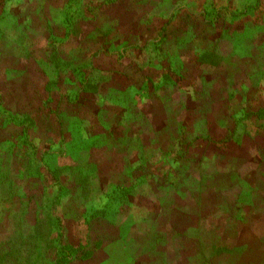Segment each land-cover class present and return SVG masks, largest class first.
Segmentation results:
<instances>
[{
	"label": "rangeland",
	"instance_id": "1",
	"mask_svg": "<svg viewBox=\"0 0 264 264\" xmlns=\"http://www.w3.org/2000/svg\"><path fill=\"white\" fill-rule=\"evenodd\" d=\"M40 1L49 20L51 15L56 16L53 18L56 24L65 23L56 10L73 17L82 12V0ZM15 2H19V9L14 13L22 16L20 21L23 24L29 23V10L36 18L35 11L30 8L32 0ZM207 2L211 0H196L191 5L184 3L186 6L182 5L181 8L184 11L200 10ZM212 2L217 7L229 3L232 11L239 7V0ZM158 7L165 12L162 17L164 21L171 12H176L166 27L169 33L175 31V24L182 18L183 11H176L173 2L161 3ZM250 14L244 16V23L242 19L234 26L253 28L263 22L264 1ZM230 27L227 34L234 31L233 26ZM215 33L218 39L214 48L224 55L227 66L228 56L250 50L249 38L241 37L247 43L237 40L228 43L227 38H221L222 35L224 37L223 31ZM25 37V34L17 35L10 21L0 17V104L4 101L7 105L10 101L12 108L28 111L43 105L49 90L44 91L42 84L45 78L39 71L40 63L37 61L40 58H36L34 52L28 58L26 56L29 52L26 47L34 49L36 46L30 42L36 40L37 45L43 44L44 37L37 32L31 37L29 29ZM196 41L201 43L199 39ZM195 50L200 51L199 47ZM179 51L181 57H186L185 48L180 47ZM180 56L171 52L173 62L180 64ZM111 58L110 55L99 56L96 60L102 62L98 65L95 61L94 66L102 69L116 67L115 63L109 64ZM190 64L194 66L193 62ZM227 66L223 67L225 73ZM130 68H133V77L140 76L138 69L134 66ZM186 74L189 85L192 82L196 84L192 88L196 97L189 100L188 95H184L181 100L184 105H179L180 110L183 112L188 108V121H207L208 113L197 111L196 106L197 101L201 104L202 96L206 93L199 89L196 95L199 82L191 81ZM115 81L111 82L110 87L121 84L119 78ZM213 87L214 99L217 100L220 93L214 84ZM179 89L176 87L177 91ZM3 91L11 92V95L6 96ZM125 91L130 94V90ZM189 91L191 87L187 93ZM170 94L168 90L153 94L150 109L154 117L148 122L144 120L143 127L155 130L154 133L161 130L165 119L163 110ZM55 104L51 105L60 111L61 106ZM226 107L227 103H216L212 108V118L208 117L213 134L218 132L214 140H219V134L224 132L218 129V124L227 111ZM94 110L97 107L84 108L79 116L72 111L69 121H66L64 112L54 116L44 111L38 114L36 125L31 124L26 132L36 138L32 146L23 144L22 140L0 142V158L4 156V163H0V264H264V137L256 138L261 148V160L252 171L253 167L249 166L253 163V148L249 151L245 149L247 154L237 147L233 150L236 153L221 155L210 143L204 150L190 148L192 154H196V159L197 156L200 159L193 166L182 165L172 158L162 165L161 161H157L159 159L150 156L156 150L155 142L153 137L146 136L145 130H141L138 136L141 143L147 145V148L144 146L145 155L138 148L139 145L137 149L122 147L120 153L113 150L115 142L108 128L102 126L93 115ZM3 116L0 111L1 123ZM76 119L77 122H74ZM113 127L118 129L116 125ZM187 135V139L192 138L190 133ZM168 138L166 148H171ZM98 142L102 145V151L96 145ZM105 148L106 154L103 153ZM137 150L144 159L137 161L139 168L136 174L139 180L146 179L156 190L151 191L149 183L148 186L139 187L133 195L129 191L121 194V189L128 190L129 187L118 188V192L109 194L110 183L127 180L123 168H129L134 163ZM77 151L81 158L79 162H87V165L75 169L73 165ZM11 156L16 158L14 173L7 170L10 168L7 158ZM152 160L155 162L151 164ZM48 167L54 171V177ZM31 172L33 176L29 177ZM149 173L156 176L151 177ZM43 178H50L48 186L42 184ZM104 181L108 184L103 185ZM54 182L57 185L52 186ZM127 182H130L129 179ZM215 183L221 189L217 194L212 193ZM234 201L237 202L236 215L230 217L226 215V209ZM215 230L218 231V240L213 246L210 239L215 236ZM68 245L77 249L73 257L67 255ZM83 252H87L86 255ZM58 257L61 258L60 263L59 260L56 262Z\"/></svg>",
	"mask_w": 264,
	"mask_h": 264
},
{
	"label": "trees",
	"instance_id": "2",
	"mask_svg": "<svg viewBox=\"0 0 264 264\" xmlns=\"http://www.w3.org/2000/svg\"><path fill=\"white\" fill-rule=\"evenodd\" d=\"M263 1L239 0V7L236 6L232 11L229 9L231 4L217 7L211 0V2L204 4L199 15L189 16L183 13L180 16L182 17L180 18L181 21L175 29L177 40L189 43L199 39L204 46L208 47L210 43L207 40L210 37H216L215 31H223L224 37L221 36V38H227L228 42L237 40L247 43L241 37L250 39L251 46L248 45L250 50L241 56H234L238 57L240 61L238 63L239 74H242L243 78H229L220 92L218 91L226 96L223 99L227 101L228 107H226L227 111L218 124V129L224 130V132L219 134V140H214V135L216 136L218 132L213 134L210 122H207L212 118L210 113L206 115L207 121L193 119L190 122L188 121L190 115L186 113L188 108H185L183 112L178 108V103L182 102L183 96L188 95V99L191 100L193 93V83L189 85L188 80H186L183 66L177 61L173 64L168 61V65L164 66L162 57L159 60L161 53H157L158 56L147 55V52H159L158 45L168 39L169 32L166 27L175 16V13L171 12L166 21L162 20L165 12L160 11L158 6L161 3L173 2L176 5L174 9H178L184 3L194 4L195 0H172V2L170 0H82V2L79 1L82 5V12L74 17L61 13V10L55 11L57 14L60 13V19H65V23L61 22V24H56L53 21L56 16L51 15L49 20L40 0H32L30 8L35 11L36 18L29 10L28 14L31 17L28 16L30 18L28 24H23L20 21L22 16L14 13L16 9H19V2L0 0V17L10 21L17 35L25 34L27 37V29H29L31 37H34L36 32L44 37L45 42L43 44L37 45L36 40L30 42L33 45L36 44L34 49H30L26 43L23 45L27 46L26 49L29 50V52L26 50L27 58L32 52L35 53L36 58H40V61H37L40 63L39 71L45 78V82L42 84L45 86L44 91L49 90L47 98L43 100V105H39L34 110L14 109L9 106L10 101L7 105L4 104V101L1 102L0 111L4 116L3 122L0 121V142L22 140L23 144L32 146L36 138L34 135L29 136L26 132L31 124L36 125L39 113L45 111V113L49 112V114L56 116L60 112H64L66 121H69L72 111L73 114L79 116L82 109L97 107L93 115L97 117V121L102 126L108 128L109 135L115 142L113 150H117V153H120L122 147L136 148L139 145L138 148H141L142 154L145 155L144 146L147 145L142 144L138 138L140 131L145 130L144 133L147 137L154 138L155 143L153 145L156 149L155 151L151 150V155L149 152L147 154L152 159H159L157 161H161L162 165L168 162V158H172L173 161L180 162L182 165L186 163L193 166L194 163L200 162V159L198 156L196 159V154H192L190 148L204 150L207 143H210V146H214V150L221 155L236 153L234 151L237 147L242 152L245 149L249 151L253 148L254 157L251 158L253 163L249 167H253L251 171L255 170L258 167L256 163L261 160V148L258 146L256 138L264 137V19L256 27H247L251 28L249 31L246 27H235L234 23H238L242 19L244 23L245 17L251 15L250 11L261 6ZM230 26H233L234 31L232 34H227L231 29ZM215 39L217 40L218 36ZM214 47L207 48L198 56V62L201 66H209V63L216 65L215 63L219 61L220 54L215 52ZM160 51L163 50L160 49ZM103 55L113 57L109 64L115 63L116 67L98 68L102 61L96 59ZM135 57L136 60H133ZM188 57L189 60L184 65L193 62L191 54H188ZM235 59L237 60V58ZM95 61L98 62L96 66H94ZM130 66L138 69L139 77L136 78L131 75L133 68ZM231 66L232 69L237 67L236 62H232ZM192 67L191 64L188 65L189 72L192 71ZM116 78L121 80L119 82L122 85L110 87L111 82H116ZM105 82L107 84H103ZM168 86L171 88L169 89ZM176 87L180 89L177 91ZM190 87L191 91L187 93V89L189 90ZM123 88L130 90V94L127 91L124 92ZM161 90H168L171 94L165 104L163 114L165 119L161 130L154 133L155 130L146 129L143 126L145 125L144 120L148 122L153 119L154 114L150 109V104L153 94H158ZM241 92L246 96L241 97L239 95ZM4 94L10 96L11 92H4ZM175 98H179V100H175ZM54 102L56 106H61L60 111L53 108L51 104ZM61 102H63L62 105ZM182 105L184 104L181 103ZM74 122H77V119ZM113 125H116L118 129H114ZM188 133L192 135V138L187 139ZM167 137L171 140L169 141L172 144L171 148H166ZM148 142L151 143V141ZM96 145L99 146V149L102 148L99 142ZM106 149H104V154H106ZM78 154L79 151L74 157L75 164L73 167L75 169L87 165V162H79L81 158ZM142 154L137 150L134 163L129 165V168L126 166L123 168L127 180L122 183H110L109 194L118 192V188L129 187L128 190L123 188L120 192L125 194L129 191L133 195L139 187L148 186L150 182L146 179L139 180V175L136 174V170L139 168L136 166L137 161L144 159ZM245 154H247L246 151ZM214 156L216 157V155ZM7 159L10 164V168L7 170L14 173L17 167L16 158L11 156L10 159ZM153 162L155 161H150L151 164ZM0 163H4V156L0 158ZM140 163L143 165L142 162ZM48 169L52 171L54 177L52 168L48 167ZM148 169H150L149 166ZM18 174L19 172H17ZM31 176H33L32 172L29 177ZM155 176L156 174L151 175V177ZM128 179L129 183L127 182ZM49 181L50 178H43L42 184L48 186ZM53 184L57 185L56 182L51 185L53 186ZM106 184L108 183L104 181L103 185ZM58 185L60 186V182ZM217 185L216 183L213 185L212 193L220 192L221 189ZM151 186L150 190L153 191L155 188L153 184ZM100 189H102L101 185ZM115 199L117 198L115 197ZM236 210L237 202L234 201L226 209V215L234 217ZM217 232L215 230V236L210 239L212 244L214 243L213 246H216L218 240ZM86 236L89 235L86 234ZM83 247H81L82 250L85 249ZM68 248L69 250H66L67 255L73 257L77 249L72 245H68ZM86 253L83 252L82 254L86 255ZM58 260L60 263L61 258L58 257L56 262Z\"/></svg>",
	"mask_w": 264,
	"mask_h": 264
},
{
	"label": "crops",
	"instance_id": "3",
	"mask_svg": "<svg viewBox=\"0 0 264 264\" xmlns=\"http://www.w3.org/2000/svg\"><path fill=\"white\" fill-rule=\"evenodd\" d=\"M183 6H186V5H183ZM175 10L176 11L177 10H181V11H183L182 13H184L185 15L194 16L195 14L199 15V12H200L201 9L200 10H195V11H192L193 9L184 11L182 8H178V9H175ZM174 13H176V12L174 11ZM175 16H176V14H175ZM180 21L181 20L179 19L177 21V23L175 24L176 25L175 29H176V27H178L177 25H178V23ZM177 30H178V28H177ZM176 33H177L176 30L175 31H171L170 33H168L169 34L168 39L165 42H162L161 44L158 45L159 52H156V53H148L147 52V55L148 56H154V55L158 56L157 53H161V55H159V60L162 57V59H163L162 60V64L165 66V65H168V61L173 64V60L171 58V52H175V53H177L180 56V51H179L180 47L181 48H185L186 51H187L186 57H184L183 55L182 56L184 58L180 56L181 57L180 59L182 60L181 62H188V60H189L188 54H191L192 59H193V54H194L196 56V58H195V60L194 59L192 60L194 66L192 67L193 70L191 72H188V65H184L186 63H182V64L180 63V65L183 66V72L184 73H189L187 75L189 77H191V81L195 80V81L199 82V86H197L198 89H197V92L195 94L197 95V93L199 92V89H203V91H204L203 93H206L204 96H202L203 97V101L200 102L201 104H199V102L197 100H195V101H197V105H196L197 106V111H204V112H207L208 114L209 113L211 114L212 110H213L212 108H213V106L216 103L219 104V105L220 104L223 105V104L227 103V101H225L223 99V97H226L225 95H222L224 93L220 94L219 99H217V100L214 99V94H213L214 87H213V84H214V86H217L216 90L220 92L221 88L227 83L226 81L229 78H231V77L236 78V79L243 78L241 76L242 74H239V72H240L239 69L240 68H239L238 63L240 61H239L238 57H234L235 55L236 56H241V55H243V53L235 54L236 52H234L233 56H228L229 60H228V66H227L226 63H224V61H225L224 55L223 54L221 55L215 49V52H218V54H220L219 61H217V63H215L216 65H211L213 63H209V66L208 65L207 66H201L200 63L198 62V56L200 54H202L203 51L206 50L207 48L214 47L215 42L217 41L215 38H217V36L214 37V38L210 37L209 40H207V42L209 41V43H210L209 44L210 46L208 47V46H204L203 43H199L196 40L190 41L189 43L179 41V40H177L175 38ZM239 42H241V41H239ZM197 47H199V50H200L199 52H196L197 50H195V48H197ZM160 49L163 50V51H160ZM235 58H237V60ZM133 60H136V57ZM232 62H236L237 67L232 69L231 68L232 67L231 66ZM225 66H227V69H228V70H226V73H225V70L223 68ZM194 85H196V84L193 83V88H194ZM192 90H194V89H192ZM166 95H167V93H166ZM193 95L194 94L192 93V97L195 98L196 96H193ZM239 95L241 97L242 96L243 97L246 96L242 92ZM180 104L181 103H178V108H180V106H179ZM164 111H165V109L163 110V112ZM206 127H208V126H206Z\"/></svg>",
	"mask_w": 264,
	"mask_h": 264
}]
</instances>
